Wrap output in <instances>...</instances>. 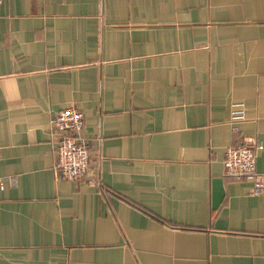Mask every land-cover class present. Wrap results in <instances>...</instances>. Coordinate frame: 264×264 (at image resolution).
Here are the masks:
<instances>
[{
	"label": "crops",
	"instance_id": "0c3cea01",
	"mask_svg": "<svg viewBox=\"0 0 264 264\" xmlns=\"http://www.w3.org/2000/svg\"><path fill=\"white\" fill-rule=\"evenodd\" d=\"M70 106L78 183L54 170ZM247 140L264 175V0H4L0 264H264V196L223 163Z\"/></svg>",
	"mask_w": 264,
	"mask_h": 264
},
{
	"label": "built area",
	"instance_id": "2783aa9c",
	"mask_svg": "<svg viewBox=\"0 0 264 264\" xmlns=\"http://www.w3.org/2000/svg\"><path fill=\"white\" fill-rule=\"evenodd\" d=\"M4 0H0V8ZM245 119L244 104H233L231 121L238 124ZM55 147L56 164L54 170L63 179L81 182L89 176L90 153L83 132L85 116L74 106L58 112L50 122ZM253 141L226 149L224 158L225 174L236 181L253 182L251 195L264 196V175L257 171V152L252 147ZM94 183L93 180L89 181ZM3 181L0 180V186Z\"/></svg>",
	"mask_w": 264,
	"mask_h": 264
}]
</instances>
